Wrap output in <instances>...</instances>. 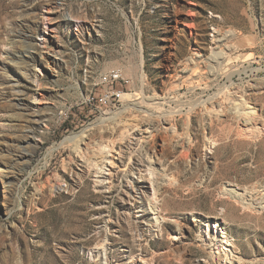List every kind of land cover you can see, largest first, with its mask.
<instances>
[{
    "label": "rangeland",
    "instance_id": "obj_1",
    "mask_svg": "<svg viewBox=\"0 0 264 264\" xmlns=\"http://www.w3.org/2000/svg\"><path fill=\"white\" fill-rule=\"evenodd\" d=\"M112 90L145 100L86 105ZM0 264H264V0H0Z\"/></svg>",
    "mask_w": 264,
    "mask_h": 264
},
{
    "label": "bare ground",
    "instance_id": "obj_2",
    "mask_svg": "<svg viewBox=\"0 0 264 264\" xmlns=\"http://www.w3.org/2000/svg\"><path fill=\"white\" fill-rule=\"evenodd\" d=\"M27 2H32V1H35V0H26ZM72 20V17L71 16H69L68 17V22L69 21H71ZM223 38V37H222ZM220 39V38H219ZM33 41L34 42H38V44H40V45H42V46H44L45 48H46V50H48V52L49 53H53V54H55V52L54 51H51L52 49H49V48H51L50 46H49V44H48V38L45 36V35H43V34H39V35H36V37H34V39H33ZM39 45V46H40ZM215 47V46H214ZM29 55H31V56H34L31 52H27ZM24 58H25V55L23 56ZM35 60H33V62L32 63H26V62H24V61H21L20 60V64L22 65V66H25L26 68H31V66H33L35 69H36V71L34 70H30V74H29V80L31 81V83H33L35 86H37V87H40L41 85H40V78H39V74H40V70L37 68V63H42L43 62V60H45L46 61V63L50 66L52 63H54V64H57V61H56V59H53V58H51L49 55H45V56H43V57H41L42 59H37V57L35 56ZM202 71V70H201ZM18 82L19 81H17V83H11V87H12V89L13 90H15V92L16 93H19V94H22L21 93V91H19V89H16V85L18 84ZM221 94V93H220ZM141 95V96H140ZM140 95H133V94H126L125 93V95L123 96V101H124V104H125V106H124V110L125 111H127V110H129L131 107H132V105H134V103H132V101H138V100H145L144 98H143V94L141 93ZM136 96H139V98H136V99H134V100H132V98H134V97H136ZM31 99H33L32 100V103L31 102H29L28 104H26V103H24V104H22V105H20V109L21 110H23V111H25V112H27L26 114H29V115H27V116H31L32 117V115H33V117H35L36 115H38V113L36 112L37 111V109H38V107L36 106L37 105V103L40 101V99H39V97L38 96H36V97H33V98H31ZM166 101V100H165ZM143 102V101H142ZM137 107L139 106V103H137V104H135ZM153 105V104H152ZM165 105V104H164ZM156 106V105H155ZM158 106V105H157ZM161 107V106H160ZM247 107V106H246ZM191 111V110H190ZM24 113V112H23ZM23 113H21V115L20 116H22V115H24ZM162 114V113H161ZM169 114V113H168ZM117 115H116V113H109V118H106V117H104L103 116V118H101V120H100V125L101 124H103V123H106V121L107 120H110V119H113V118H115ZM28 118V117H27ZM36 119V118H35ZM112 124V123H111ZM96 125V124H95ZM95 125H91L88 129H86V130H89V129H92V127L93 126H95ZM100 127V126H99ZM86 130H84L83 132H81V134H80V136H79V134L78 135H73V136H70V137H68V138H66V140L63 142V143H68V142H70L71 143V141H74L75 142V140L76 139H78L79 137H82V136H84L85 134H86ZM7 139V137H4L3 138V141H4V143L5 144H9V142L6 140ZM25 142H27V145L29 146V145H38L39 143H38V141H37V138L34 136V137H29V136H27L26 138H25V140H24ZM77 141V140H76ZM18 146H20L19 144H18ZM76 150V149H75ZM77 150H79V148L77 147ZM104 154H106V156L104 157L105 158V167H103L102 165H101V163H100V161H98L97 160V162L94 164V168L96 169V179H95V184H96V186L98 187V188H100V190H103V189H111L112 188V186H113V184H114V178H115V173H114V171H113V165H114V155H113V147L112 146H107V147H105L104 149H103V151H102ZM81 153V152H80ZM10 159V158H9ZM8 160V159H7ZM7 162V161H6ZM9 162V161H8ZM146 163L148 164V168H147V172H149V183H150V185H151V190H152V193L154 194V196L152 197V198H148L149 199V208H150V210L151 211H153L154 212V215L156 216V218H157V216H158V218L160 217V215H161V210H160V208H158V206L157 205H155V200H156V196L157 195H159V193L161 192V190H162V188H163V186L165 185L163 182H160L159 180V177H158V175H156L155 173V171H156V168L154 167V165H153V161H152V159L151 158H149L148 157V159L146 160ZM10 164V163H9ZM7 165V164H6ZM8 166V165H7ZM109 167V168H108ZM165 173V172H164ZM3 174V173H2ZM163 176V175H162ZM140 178H143L142 176H140ZM139 178V180H141ZM139 180L138 181H133L135 184L134 185H132L131 187H130V189H131V192L132 193H137V190H136V184H138L139 183ZM2 181H3V186L6 188L7 186L9 187V185H10V183H11V179L9 178V176L8 175H6V174H3L2 175ZM53 186V185H52ZM7 187V188H8ZM53 187H55V186H53ZM140 191H141V193L143 194V195H147L148 194V191L147 190H145V188L143 187V188H140ZM128 192H130V191H128ZM149 195V194H148ZM226 195H230V196H233V197H236L237 196V193L236 192H229V191H226ZM145 198H147V197H145ZM241 203L243 204V205H249V200H248V202L246 201V200H243V201H241ZM210 232V231H209ZM199 241L200 242H205V240L203 239V238H200L199 239ZM226 251V250H225ZM92 253H95L97 256H98V258H99V256L101 255V250L100 249H96V250H93L92 251ZM105 256H106V254H105ZM105 256H103V257H105ZM107 257V256H106ZM106 262V261H105Z\"/></svg>",
    "mask_w": 264,
    "mask_h": 264
},
{
    "label": "built area",
    "instance_id": "obj_3",
    "mask_svg": "<svg viewBox=\"0 0 264 264\" xmlns=\"http://www.w3.org/2000/svg\"><path fill=\"white\" fill-rule=\"evenodd\" d=\"M122 80L120 71L110 72L104 79V83H116ZM125 95L122 90L104 91L101 95H90L86 100V105L93 109L108 108L113 104L120 103Z\"/></svg>",
    "mask_w": 264,
    "mask_h": 264
}]
</instances>
